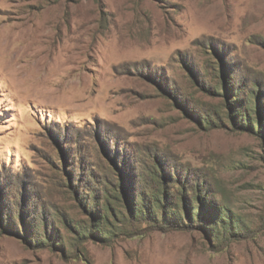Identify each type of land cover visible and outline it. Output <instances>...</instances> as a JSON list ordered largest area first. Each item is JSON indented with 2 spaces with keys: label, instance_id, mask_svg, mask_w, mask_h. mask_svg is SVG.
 I'll return each instance as SVG.
<instances>
[{
  "label": "rangeland",
  "instance_id": "374dc122",
  "mask_svg": "<svg viewBox=\"0 0 264 264\" xmlns=\"http://www.w3.org/2000/svg\"><path fill=\"white\" fill-rule=\"evenodd\" d=\"M20 17L42 28L0 45V264H264V0H0ZM153 171L212 220H153Z\"/></svg>",
  "mask_w": 264,
  "mask_h": 264
},
{
  "label": "trees",
  "instance_id": "16d2710c",
  "mask_svg": "<svg viewBox=\"0 0 264 264\" xmlns=\"http://www.w3.org/2000/svg\"><path fill=\"white\" fill-rule=\"evenodd\" d=\"M228 91L230 93H234V96L236 97V99H232V103H234L233 107L235 109H233V112L236 114L237 117V123L238 121L240 122L239 124L250 128V129H254V118L252 117L251 113L252 112V108H251V104H248L247 107L248 109H243L242 105L243 102L242 100H239L238 95L234 92V88L230 87V86H226ZM243 88V87H241ZM240 88V89H241ZM218 89V87H217ZM216 90V89H215ZM252 91V90H251ZM251 101V99H249ZM239 105V106H238ZM154 173V179L156 180V187L159 188V192L156 193L155 195H152L154 197V200L152 198V201L154 202V205L156 207V211H154V209L150 210V216L153 220H159V214L157 212H159L160 210H162L163 212V220L164 221H171V222H175L177 224H179V226H186V224L184 223V219H182V215L181 212H179L178 207L181 206V208L184 206L186 208V206H189V211L186 212L187 215V220L189 221V223L194 226V222H195V216H197V219L199 221V223H202L203 220L205 219H209L212 217H210L209 212L207 211V199L208 197L205 196L202 199V195L201 194H197L195 197V200H203V202L199 203L197 202V206L193 205L192 203L190 204V200L191 197L188 199L187 196V191L186 190H182L180 195L177 197L178 200H176V197L174 195H172L173 193H171V191L167 188L166 184H163L159 177H158V171H153ZM115 194L117 193V191L115 190L114 192ZM116 196V195H115ZM165 201V204H164ZM167 202V204H166ZM186 202V203H185ZM134 204V215L136 216H145V208L147 209V207H150V203L148 201H146L145 197L143 196V202L140 203L139 201L137 202H133ZM172 208H175V211L172 210ZM224 209H228V208H224ZM109 207L107 206V209L105 211H101V210H97L96 211V221L99 223H94L95 227L97 228L96 234H100L101 236L104 234V237H106V234H108V231L103 228V225H108L109 224ZM215 210V214H217L218 218V222H221L223 224V228L226 229L228 228V226L230 227V229L232 230V228H235L236 225H239L237 223L232 224V222L229 220L225 219V213L223 208L219 210L218 209H214ZM217 212V213H216ZM160 213V212H159ZM227 216L230 217V212L229 214L227 213ZM216 224V223H214ZM240 230L242 229V227H240ZM235 229H233L232 233H234ZM86 231L84 230L83 233H85ZM217 238H220L222 236V234L220 233H215L214 234Z\"/></svg>",
  "mask_w": 264,
  "mask_h": 264
},
{
  "label": "bare ground",
  "instance_id": "6f19581e",
  "mask_svg": "<svg viewBox=\"0 0 264 264\" xmlns=\"http://www.w3.org/2000/svg\"><path fill=\"white\" fill-rule=\"evenodd\" d=\"M2 23V22H1ZM5 24V23H3ZM0 24V45L9 48L10 45L26 43L32 46L41 38L40 30L42 25H31L27 17H20L18 22L8 25ZM17 61H15V65Z\"/></svg>",
  "mask_w": 264,
  "mask_h": 264
}]
</instances>
